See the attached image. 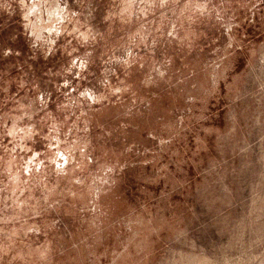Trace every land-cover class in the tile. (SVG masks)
I'll return each instance as SVG.
<instances>
[{"label":"rangeland","instance_id":"obj_1","mask_svg":"<svg viewBox=\"0 0 264 264\" xmlns=\"http://www.w3.org/2000/svg\"><path fill=\"white\" fill-rule=\"evenodd\" d=\"M0 264H264V0H0Z\"/></svg>","mask_w":264,"mask_h":264}]
</instances>
